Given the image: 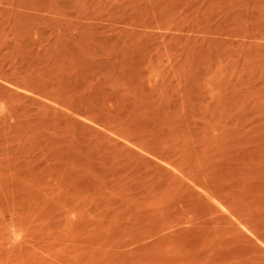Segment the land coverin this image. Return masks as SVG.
I'll return each mask as SVG.
<instances>
[{
    "label": "rangeland",
    "instance_id": "1",
    "mask_svg": "<svg viewBox=\"0 0 264 264\" xmlns=\"http://www.w3.org/2000/svg\"><path fill=\"white\" fill-rule=\"evenodd\" d=\"M0 264H264V0H0Z\"/></svg>",
    "mask_w": 264,
    "mask_h": 264
}]
</instances>
